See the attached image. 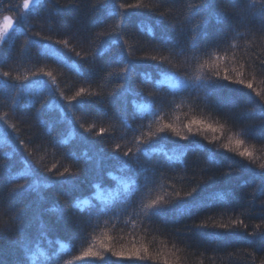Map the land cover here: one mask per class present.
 <instances>
[{
	"label": "trees",
	"instance_id": "1",
	"mask_svg": "<svg viewBox=\"0 0 264 264\" xmlns=\"http://www.w3.org/2000/svg\"><path fill=\"white\" fill-rule=\"evenodd\" d=\"M23 1L0 0V14L16 20L0 44V165L12 164L5 184L16 188L38 174L52 185L42 189L43 207L57 208L43 213L46 223L60 206L79 204L71 229L44 236L35 205L26 209L36 255L29 264H50L47 256L58 264H264L260 181L231 184L224 175L241 177L243 165L264 172L252 102H264V15L242 12L240 22L233 15L234 6L258 9L264 0H218L223 25L209 18L201 27L204 0H40L21 11ZM217 69L230 78L221 84L224 111L197 87ZM239 79L243 85L229 84ZM121 102L123 111H114ZM229 109L234 119L225 118ZM168 124L180 135L159 131ZM248 126L255 131L243 135ZM245 150L251 155L240 156ZM66 179L76 181L75 201L60 188ZM193 188L201 207L186 196ZM35 199L0 207V232L15 230L17 210ZM157 199L185 211L149 219ZM199 224L208 227L193 230ZM89 249L99 255H85ZM20 255L0 240V259L13 264Z\"/></svg>",
	"mask_w": 264,
	"mask_h": 264
},
{
	"label": "snow or ice",
	"instance_id": "2",
	"mask_svg": "<svg viewBox=\"0 0 264 264\" xmlns=\"http://www.w3.org/2000/svg\"><path fill=\"white\" fill-rule=\"evenodd\" d=\"M29 0H25V7L28 6ZM218 6V0H204V2L199 5L198 7L200 10L207 14L206 17L202 18L201 25L198 27H201L203 25H206L209 22V18L216 19V22L218 25H223L224 21H222L217 15H216V8ZM259 11L261 15H264V3H261L257 7L254 5L252 8H249L246 5H241L240 7L234 6L233 15L235 16L237 22H240L242 20L241 13L243 12L245 15L251 14L255 11ZM5 27H8V25H5ZM260 30L264 31V21L260 24ZM191 31V29H190ZM206 36L207 33H204ZM3 38V30L0 29V39ZM195 40V37H193ZM222 42V41H221ZM63 43H67L66 41H63ZM5 76L8 75V73H4ZM48 76H51L52 73H47ZM215 78L210 79L207 81L206 84L197 85V87H204L206 89V93L213 98V102L217 103V106L220 107L221 111H224V107L219 104L221 93L225 92V90L221 87L222 82L229 81L230 78L228 75L225 74L222 76L220 71L217 69L214 73ZM125 84H127V80L125 79ZM229 84H244L243 79L239 80H233L230 81ZM247 87L250 89L252 88V84H247ZM123 92H130L131 89L125 87L122 90ZM85 92V89L81 88L76 94L72 97H69V103L71 101L76 100L77 97L81 96L82 93ZM119 95V94H118ZM251 99V98H249ZM262 101H264V97L261 98ZM255 104V108L253 109V115L259 119L260 124L258 126L259 130L261 131L262 135H264V102H257L252 101ZM140 107H144L143 105H140ZM114 111H123V105L122 102L117 105V108ZM225 118L226 119H234L235 116L231 109L225 111ZM191 123L188 125V130L191 131ZM165 128L171 129L173 132L176 133L177 136L180 135V132L174 128L171 124L162 126L159 131L164 132ZM253 131H255V128L253 126H248L244 132L243 135H250ZM184 139H187V137H183ZM22 143V141H21ZM236 144H243V140H236ZM118 147V146H117ZM225 147H228L225 145ZM85 160V167L83 171L85 173H88L92 169L89 167V161L92 159L91 157H87ZM125 156H128V153H124ZM240 156H250L251 153L247 152V150L242 151L239 153ZM100 159L102 157L97 158L96 161V169H99ZM171 159V157H169ZM113 160H118V157H113ZM262 168H264V165H261ZM229 169H231V165H229ZM243 172L242 176L236 179L232 178V172L229 170L228 172L224 173L225 177L228 178L229 183L231 184H239L240 179H243V176L249 177V179L256 180L258 179L260 181V188L262 191H264V172L256 173L254 170L248 168V166L243 165L242 166ZM12 170V164L11 163H4L0 165V207L5 206H12L13 201L16 199L26 198L29 196L34 195L36 197L35 200L30 201L29 204H26L23 208H20L17 210V219L15 221L16 227L15 230L8 229L7 235L5 233L0 232V240L2 239H10V242L12 243L13 247L21 253L20 256L13 262V264H29L30 260H35L36 255L32 252V245H31V238H30V228L32 227V223L30 220H26V209L30 208L35 205L36 212H35V219L40 220V234L41 236H44L51 228H66L71 229L74 225L72 222V216L76 213L77 209H79V204L73 203L69 204L67 206H60V216L53 220L51 223H46L43 219V213L45 212H56L57 208H44V204L46 203V197L42 191V189H47L51 187L52 185L45 183L44 179L39 178V175L37 174V178L29 183H26L25 185H21L19 187L13 188L11 187V182H8V184H5L4 178L7 177ZM121 171H124L125 169L122 167L120 169ZM146 171V169H145ZM65 172H69L68 169H65ZM24 176L30 175L29 172H25L23 174ZM59 175H64L63 173H60ZM109 176L112 174L109 173ZM139 175V173H137ZM15 179V178H13ZM46 179V178H45ZM212 178L209 177V180ZM246 182V181H245ZM94 187H97L98 185H93ZM77 184L75 180H69L66 179L64 181L60 182V188L65 191L67 195H69L70 200L75 201L77 198L76 196V189ZM127 187V186H125ZM234 192L235 189H232ZM197 192L196 188H193L191 191H189L186 196L187 197H193L192 201V207H201L203 206V201H196L194 198V193ZM114 197H119L120 193L118 191H114L112 193ZM179 195V194H177ZM162 199V198H160ZM160 199L153 200L150 205L147 207L151 209L149 219L157 218V217H166L167 213L170 211L175 210L178 214H183L185 209L183 206L176 204L172 205L171 207L167 204H161ZM81 212H83V209H80ZM100 213H103L106 211L105 208H100L98 210ZM75 227H79L78 224L75 225ZM202 227H208L206 224H199L194 225V229L202 228ZM214 227V226H213ZM220 227H227L226 225H220ZM212 235H218V234H212ZM85 255H99V253L92 252L91 249ZM47 260L50 261V264H58V261L56 259H53L52 256H47ZM0 264H7L6 261L0 259Z\"/></svg>",
	"mask_w": 264,
	"mask_h": 264
},
{
	"label": "rangeland",
	"instance_id": "3",
	"mask_svg": "<svg viewBox=\"0 0 264 264\" xmlns=\"http://www.w3.org/2000/svg\"><path fill=\"white\" fill-rule=\"evenodd\" d=\"M39 0H29L28 6L25 7V2L21 5V11L28 10L33 4L37 3ZM16 23V20L11 15H1L0 14V29L3 30V38L0 39V44L4 41V39L8 36L9 32L13 28L14 24ZM5 25H8V27H5ZM189 125V123H188ZM194 128V125L191 124V130ZM187 131L188 127L186 128Z\"/></svg>",
	"mask_w": 264,
	"mask_h": 264
}]
</instances>
